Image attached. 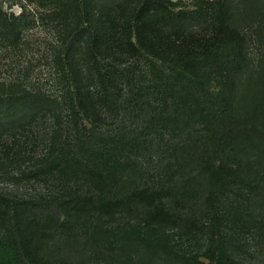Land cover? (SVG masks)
<instances>
[{
  "label": "trees",
  "instance_id": "1",
  "mask_svg": "<svg viewBox=\"0 0 264 264\" xmlns=\"http://www.w3.org/2000/svg\"><path fill=\"white\" fill-rule=\"evenodd\" d=\"M193 1L27 0L33 9L17 16L0 5V45H18L30 17L43 18L68 30L63 62L82 51L96 79L75 84L60 111L29 94L0 96L1 162L41 146L30 168L57 182L51 195L0 193V264H242L220 240L187 253L149 224L171 195L214 197L222 172L252 189L248 211L264 215V0ZM215 3L240 42L163 61L159 47L221 26ZM250 43L262 52L255 61ZM117 214L144 223L108 226Z\"/></svg>",
  "mask_w": 264,
  "mask_h": 264
},
{
  "label": "rangeland",
  "instance_id": "2",
  "mask_svg": "<svg viewBox=\"0 0 264 264\" xmlns=\"http://www.w3.org/2000/svg\"><path fill=\"white\" fill-rule=\"evenodd\" d=\"M56 1V0H54ZM181 8H193V0H171ZM212 3L214 0H205ZM27 0H0L4 11L17 16L20 6L33 9ZM50 12L48 1L45 3ZM214 6V5H213ZM221 26L208 31L203 40L184 42L176 50L159 47L162 60L177 63L186 58L183 55L200 54L210 50L216 43L227 39L240 42L237 35L227 31L224 26V9L215 3ZM30 13V12H29ZM34 16V13H30ZM31 25L25 29L18 45H0V96L20 97L29 94L38 101L41 109L60 111L58 104L68 97L75 84L90 87L95 82V64L82 51L72 62H63L60 47L65 42L68 30L56 27L48 20L31 18ZM177 42H180L177 40ZM256 43L248 46L253 61L262 52ZM103 69L109 66L103 64ZM97 67V65H96ZM219 79L227 80V75L217 72ZM59 109V110H58ZM48 115L43 124L45 129L51 125ZM9 146L12 144L9 143ZM35 146L26 159L0 160V193L12 194L15 198H29L51 195L56 192L57 182L50 176H38L31 170L41 151ZM219 191L212 197L188 196L184 199L178 194L164 198V208H157L155 222L149 224L172 242L180 250L201 254L210 240H220L224 249L242 264H264V215H252L248 211L250 188L244 186L232 172H222L218 178ZM108 226L139 227L144 223L139 216L117 214L107 219Z\"/></svg>",
  "mask_w": 264,
  "mask_h": 264
}]
</instances>
